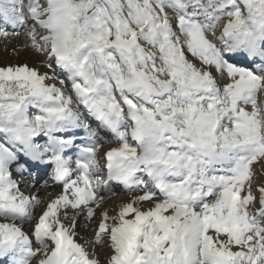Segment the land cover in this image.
I'll use <instances>...</instances> for the list:
<instances>
[{"label": "snow or ice", "instance_id": "obj_1", "mask_svg": "<svg viewBox=\"0 0 264 264\" xmlns=\"http://www.w3.org/2000/svg\"><path fill=\"white\" fill-rule=\"evenodd\" d=\"M0 22L13 26L0 37L27 28L53 70L0 67V259L100 264L61 210L91 219L101 188H122L143 194L102 213L108 264H264V187L249 211L264 167V0H0ZM83 110L116 147L101 151ZM80 129L90 142H75ZM29 161L63 189L34 226L41 200L13 179Z\"/></svg>", "mask_w": 264, "mask_h": 264}, {"label": "rangeland", "instance_id": "obj_2", "mask_svg": "<svg viewBox=\"0 0 264 264\" xmlns=\"http://www.w3.org/2000/svg\"><path fill=\"white\" fill-rule=\"evenodd\" d=\"M225 22H226V20H225ZM23 29H24V31L26 30L28 33L27 28H23ZM219 34H220V29H217L216 35L218 36ZM22 38H24L23 40H25L24 41L25 43L27 41V46L30 45L29 47L31 48V50L35 54H37V58H34L30 55L29 56H25V54L23 55L21 48L18 46L20 44L17 45L16 50H12L8 47H6V48L4 47V44H6L9 41H7V40L6 41H0V47L2 48V50L0 48V63H1L0 67H8V66L17 67V66L27 65L29 68L37 69L41 74L47 73L49 76L53 75V70L47 68L44 64L45 55L42 52L38 51L37 49L31 47L32 46L31 38H29V37L26 38L25 36ZM209 38L213 39V41L215 42V38L212 37V35L210 33H209ZM225 55L231 56V54H227V53ZM236 56H238V57L244 56V58H246V56L244 54H236ZM189 59L193 60V62L196 63L197 66H199V62L195 61L194 58L189 56ZM255 62L257 63L260 61L258 60ZM251 64H253V63L251 62ZM245 67H247V66H245ZM250 68H252V67H250ZM252 69L258 70V67H254ZM48 82L52 83L53 81H48ZM225 82H227V81L224 80L221 83H225ZM55 83L57 84V86L60 85L58 81H56ZM257 102L264 104V95L259 96L257 98ZM35 112H36V110H34V109L30 110V115L34 114ZM86 113H87L86 110L82 111V115H84L87 118ZM91 130H93V128H91ZM97 131H99V129H97ZM99 136L104 137V134L102 132H99ZM111 139L112 138L109 137V139L107 141H105L106 144L103 145V148L101 149L102 152L107 151L110 148L117 146L116 143L110 142ZM253 168L255 170V175L253 176L252 191H253V194L257 197V200L254 201L253 205L249 207V211L252 213H255L259 207V203H258L259 189L261 187H264V167H262L260 163H257L253 166ZM100 194H101V192H100ZM142 194H143L142 192H133V193H129L126 195L124 194V195L119 196L115 193V195H112L111 197H109V196L104 197L103 202H105V203L102 204L101 208L97 209V211H99V215H96V217H95L96 219L94 218L93 221L90 222V225L92 226L91 235L88 238V239H90L89 243L86 244V247L88 248V250L91 253H94L95 258L100 261V264H108V259L112 254L111 249L108 247L109 241H107L106 238L101 243L95 242V234H96V231L98 230L99 223L101 222L102 213L106 211L110 217L115 216L120 211L121 206L132 202L136 196L142 195ZM101 195L104 196L103 193ZM112 200H114V201L112 202ZM135 206L141 207V210H147L148 207H150L152 205H151V202L146 201L143 203V205H135ZM37 218L39 219V216ZM108 223L111 225L114 222L112 220H109ZM221 239H224V238L221 237ZM94 245H96V246L98 245V247L95 248ZM33 262L36 263L35 260Z\"/></svg>", "mask_w": 264, "mask_h": 264}, {"label": "bare ground", "instance_id": "obj_3", "mask_svg": "<svg viewBox=\"0 0 264 264\" xmlns=\"http://www.w3.org/2000/svg\"><path fill=\"white\" fill-rule=\"evenodd\" d=\"M5 25V29L9 32L13 31V26L8 23V24H4ZM15 31L19 32V35H9L8 37H0V41H9L6 44H4V47H8L12 50H16L17 45L21 48V51L23 53V55L25 54V56H32L34 58H37V54H35L31 48L29 46H27V41L26 43L24 42L25 40H23L24 38L22 37H26V38H30V36L28 35L27 31L23 29V27H17L15 29ZM29 40V39H28ZM32 47V46H31ZM1 48V47H0ZM2 50V48H1ZM233 59V57H231ZM239 59L234 60L236 61V63H238L239 61L241 62L239 64V66H247V67H252L253 65L256 67H258V65L260 64V62H254V64H251V62L249 63V65H247L248 62H243L241 57H237ZM259 59H256L254 61H258ZM249 61V60H246ZM1 64V63H0ZM5 66V65H4ZM226 81V80H225ZM222 82V81H221ZM61 85H59L58 87H60ZM32 110V109H30ZM35 110V109H34ZM85 113V112H84ZM84 133L83 129L77 130V135L75 136L77 140L82 141L83 138L81 137V135ZM39 139V138H38ZM40 142H43L42 140ZM44 166V165H42ZM75 167V165H73V168ZM34 172V170L32 171V173ZM48 172H44V171H40L37 180H33L32 177H30V175L26 174V173H22L21 176L19 178H16L15 180L18 182L19 184V188L20 191L25 195V196H36L38 199L41 200V206L36 210L35 212V219L33 220L32 224L33 226L35 225V223L37 222V217L42 215L43 211L46 210V206L47 204L51 203L53 200L57 199L63 192L62 186L55 184L52 179L51 176H48ZM75 175V174H74ZM73 175V177H74ZM133 193V192H132ZM126 195V194H125ZM106 201V200H105ZM114 200H112L113 202ZM111 202V203H112ZM105 202L102 201V204H104ZM115 204V203H114ZM113 204V205H114ZM65 211H67L68 216H75V221L77 224V227L75 229L77 235L75 236V239L78 243L84 245L86 247V244L89 243L88 239L91 235V229L92 226L90 225V222L93 221V219L96 217V215H99V211H95V214L93 215V217L91 219H86L85 215L83 212H80L79 209H67L61 210V217L63 219L64 213ZM75 211V212H74ZM73 212V213H72ZM96 219V218H95ZM95 221V220H94ZM0 222H4V221H0ZM66 224L69 223L70 221H64ZM93 225V224H92ZM24 230L26 232H28L30 234L31 229L25 227ZM94 247H98V245H94ZM0 264H9V261L5 258V259H0ZM33 264H36L35 262H33Z\"/></svg>", "mask_w": 264, "mask_h": 264}]
</instances>
